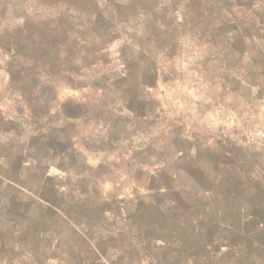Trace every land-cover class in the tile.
Returning <instances> with one entry per match:
<instances>
[{
    "label": "rangeland",
    "instance_id": "374dc122",
    "mask_svg": "<svg viewBox=\"0 0 264 264\" xmlns=\"http://www.w3.org/2000/svg\"><path fill=\"white\" fill-rule=\"evenodd\" d=\"M45 90L83 117L92 193L63 213L116 236L108 264H226L264 157V0H0V99Z\"/></svg>",
    "mask_w": 264,
    "mask_h": 264
},
{
    "label": "crops",
    "instance_id": "0c3cea01",
    "mask_svg": "<svg viewBox=\"0 0 264 264\" xmlns=\"http://www.w3.org/2000/svg\"><path fill=\"white\" fill-rule=\"evenodd\" d=\"M43 93L31 101L16 99L20 112L14 117L0 99V264H108L105 246L116 236L80 233L63 213L92 193L85 180L89 175L77 160L96 155L90 143L76 141L70 130L84 125L58 108L56 91ZM260 161L250 172L237 221L227 225L226 264H264V157ZM60 222L73 233L53 230Z\"/></svg>",
    "mask_w": 264,
    "mask_h": 264
},
{
    "label": "trees",
    "instance_id": "16d2710c",
    "mask_svg": "<svg viewBox=\"0 0 264 264\" xmlns=\"http://www.w3.org/2000/svg\"><path fill=\"white\" fill-rule=\"evenodd\" d=\"M19 98H20V100H23V101H24V98H23L21 95H20ZM115 108H116V107H115ZM115 108L112 107V109H115ZM18 111H19L18 108L15 107V108H12V109H8L6 113L9 114V115H12V116L14 117V115H17ZM19 112H20V111H19ZM71 121H72V120H70V119L67 120V121L65 120V122H69V123H70ZM74 122H76L78 125L82 126V125H83V117L80 116L79 118H75L74 121H73V123H74ZM120 142H121V141H114V140L111 141V143H115V144H116L115 147H116L117 145H119Z\"/></svg>",
    "mask_w": 264,
    "mask_h": 264
}]
</instances>
